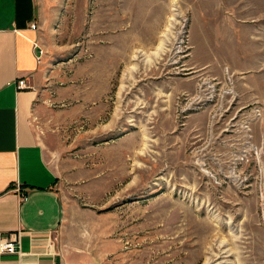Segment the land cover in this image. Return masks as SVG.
Segmentation results:
<instances>
[{
    "label": "rangeland",
    "instance_id": "rangeland-1",
    "mask_svg": "<svg viewBox=\"0 0 264 264\" xmlns=\"http://www.w3.org/2000/svg\"><path fill=\"white\" fill-rule=\"evenodd\" d=\"M35 2L30 126L98 263L264 264V0Z\"/></svg>",
    "mask_w": 264,
    "mask_h": 264
},
{
    "label": "crops",
    "instance_id": "crops-1",
    "mask_svg": "<svg viewBox=\"0 0 264 264\" xmlns=\"http://www.w3.org/2000/svg\"><path fill=\"white\" fill-rule=\"evenodd\" d=\"M36 17L35 0H0V242L18 248L0 254V264H99L97 220L73 206L66 212L31 130L36 92L29 80L38 64L29 25ZM17 80L30 88L17 90Z\"/></svg>",
    "mask_w": 264,
    "mask_h": 264
},
{
    "label": "built area",
    "instance_id": "built-area-1",
    "mask_svg": "<svg viewBox=\"0 0 264 264\" xmlns=\"http://www.w3.org/2000/svg\"><path fill=\"white\" fill-rule=\"evenodd\" d=\"M35 28H36V26L34 23H31L29 25V29L31 31L35 30ZM31 45H32V49L34 51L35 61L38 64L40 57L42 55V52L40 51V49L38 48V46L35 42H32ZM15 87L17 90L27 89L28 87L30 88V86H28V84L24 80H17L15 82ZM21 199H24V196H21ZM17 252H18V248H17L15 241H13V240H2L0 242V254H16Z\"/></svg>",
    "mask_w": 264,
    "mask_h": 264
}]
</instances>
